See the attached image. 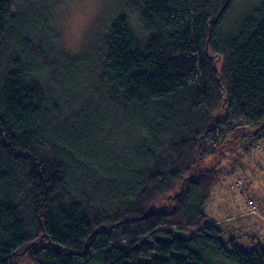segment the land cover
I'll return each instance as SVG.
<instances>
[{"label":"trees","instance_id":"trees-1","mask_svg":"<svg viewBox=\"0 0 264 264\" xmlns=\"http://www.w3.org/2000/svg\"><path fill=\"white\" fill-rule=\"evenodd\" d=\"M236 1L110 0L73 57L59 0H0V264H264L207 212L224 147L264 144V0Z\"/></svg>","mask_w":264,"mask_h":264},{"label":"rangeland","instance_id":"rangeland-1","mask_svg":"<svg viewBox=\"0 0 264 264\" xmlns=\"http://www.w3.org/2000/svg\"><path fill=\"white\" fill-rule=\"evenodd\" d=\"M109 1L59 0L49 27L56 38V47L73 57L87 50L91 36L94 39L101 24L100 21L110 16ZM250 1H236L233 9L246 10ZM227 20L230 23L233 18L230 16ZM128 23L133 34L142 39L144 34L135 20L129 18ZM238 144L240 143L237 141L236 145ZM236 145L228 143L224 147L219 159L224 174L213 189L207 212L212 218H223L226 221L222 224L229 231L226 235H249L264 243V144L254 148L249 154ZM212 162L211 158H207L201 165L209 166ZM214 264L227 263L216 261Z\"/></svg>","mask_w":264,"mask_h":264}]
</instances>
